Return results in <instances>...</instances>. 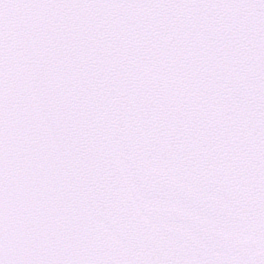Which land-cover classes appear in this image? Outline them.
Segmentation results:
<instances>
[{"label": "snow or ice", "instance_id": "6c2138e0", "mask_svg": "<svg viewBox=\"0 0 264 264\" xmlns=\"http://www.w3.org/2000/svg\"><path fill=\"white\" fill-rule=\"evenodd\" d=\"M0 264H264V0H0Z\"/></svg>", "mask_w": 264, "mask_h": 264}]
</instances>
